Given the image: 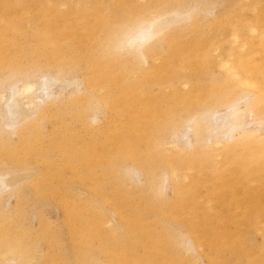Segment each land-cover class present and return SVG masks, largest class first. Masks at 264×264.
Returning a JSON list of instances; mask_svg holds the SVG:
<instances>
[{"label": "rangeland", "instance_id": "374dc122", "mask_svg": "<svg viewBox=\"0 0 264 264\" xmlns=\"http://www.w3.org/2000/svg\"><path fill=\"white\" fill-rule=\"evenodd\" d=\"M147 9L144 61L115 45ZM41 75L16 134L0 102V264H264V0H0V93Z\"/></svg>", "mask_w": 264, "mask_h": 264}, {"label": "bare ground", "instance_id": "6f19581e", "mask_svg": "<svg viewBox=\"0 0 264 264\" xmlns=\"http://www.w3.org/2000/svg\"><path fill=\"white\" fill-rule=\"evenodd\" d=\"M157 12L158 11L156 9H153V10L152 9H147V10H143V12H139V13L135 14L134 17L132 19H130L127 22V24H125L124 27L122 28V35H121L120 39L117 40L118 43H119V46L117 45V43H116L115 46L116 47H120V49L122 47V49L126 53L132 54L136 58H141L142 57L144 59V61H145L146 60L145 59L146 54H149V53L151 54V53H153L154 50H157L158 45L162 44L163 41L166 42L167 45H172V40L174 39V36H175V34L171 32L173 27H171L170 25H166L164 23V21L162 20V17H164V16H160V13H157ZM164 15H166V14H164ZM118 35H119V33L117 34V36ZM233 36H234V34H233ZM233 39H235V38H232V40ZM233 42H235V41H233ZM115 46H114V48L116 49ZM115 49H113V51ZM223 63H224L223 64L224 67L221 66L222 69L225 68V67H230V69H231V66L226 65L227 64L226 61L223 62ZM231 71H233V70L231 69ZM229 74L234 76L236 73L235 72H230V70H229ZM58 81H59V78H57L55 76L41 75L40 77H38L36 82H24V83L21 84V86H15L13 84L8 85L6 87L7 89L5 90L6 93H2V94L0 93L1 94L0 102H1L2 116L4 118L5 126L7 125L6 127H8L7 129H5V132L8 133L9 135L10 134H16L18 132V130H19V127H22L23 124H24V117L23 118H19V117H15L14 116L15 113L17 112V110L14 109V108H17L18 110L23 108L25 110L33 111L32 108L35 109V107H38L37 103H40L41 100H48L51 97V95L53 94L52 93L53 90L51 88V84H49V83L52 82V84H55ZM248 85L250 86V84H247V86ZM241 86H245L244 83ZM2 88H4V87H2ZM237 91L239 92L238 89H237ZM235 94H234V96H235ZM30 97H31L32 100H29ZM25 98H27L28 101L27 100L24 101ZM35 98L38 99L39 102H37L35 105L31 104L33 106L30 107V102L33 101ZM229 98L228 99L225 98V100L227 99V101L231 102V99L229 100ZM231 98H233V97L231 96ZM28 102H29V104H28ZM223 103H225V102L223 101ZM218 106H221V104H218ZM237 106H239V105H237ZM224 107H225V105H224ZM222 109L224 110V108H222ZM227 109H229V121H227V123H226L225 122L226 120L219 118L221 120L218 122V126H220L223 122H225L224 123L225 125H224L223 128H227V130L229 129L231 131V133H232L234 130H237V129L240 128L239 127L240 125L238 126L237 124H235V121H236L237 117L239 116L240 110L237 109L235 102H231V104H229L227 106ZM31 111H29V112H31ZM260 112H261V110H260ZM212 114L214 115V113H212ZM215 114L217 115V113H215ZM27 116H29V115H27ZM0 118H2V117H0ZM212 118L213 117H211L210 119H212ZM223 118H224V116H223ZM172 120H176V118H173ZM175 122L176 121L172 122V127H174ZM205 124L206 123L204 122V125ZM209 124L207 123V125H205V126H207L209 128L210 127ZM176 125H178V123ZM200 125H201V123H200ZM262 125H264V124H262ZM207 127L206 128L204 127V128L206 130H208ZM216 127H217V124H216ZM22 128H25V127L23 126ZM178 128H180V127L178 126ZM257 128L256 129H254V128L253 129L252 128L251 129L250 128L249 129L242 128L240 130V135L244 136V137H246L248 135L252 136L253 138L254 137H258L260 135V132H259V130H257ZM209 129L211 130L212 128H209ZM229 130L226 131V132L228 133V138L231 139L230 137H233V136H231V133L229 132ZM5 132H4V134H5ZM22 133H25V132L23 131ZM184 135H186V134H184ZM225 139H227V138H225ZM174 148H176V147H174ZM2 160H4V159H2ZM134 171H136V170H134ZM6 175L7 174H3V175L1 174L0 175V199L3 196V194L6 192V190H9V189L11 190V184L7 180L8 177L4 178ZM135 175L136 174H134V176ZM172 175H174L173 172H172ZM103 224H105V223H103ZM154 234H156V233H154ZM188 241L190 242L191 248L192 247L194 248V244L190 240H188ZM21 251L23 253L22 249H21ZM3 255H5V254H3ZM10 263L13 264L12 261Z\"/></svg>", "mask_w": 264, "mask_h": 264}]
</instances>
